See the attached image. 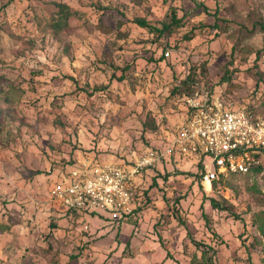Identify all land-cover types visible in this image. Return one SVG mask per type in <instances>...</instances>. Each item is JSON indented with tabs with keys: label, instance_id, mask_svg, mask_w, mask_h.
Returning a JSON list of instances; mask_svg holds the SVG:
<instances>
[{
	"label": "rangeland",
	"instance_id": "obj_1",
	"mask_svg": "<svg viewBox=\"0 0 264 264\" xmlns=\"http://www.w3.org/2000/svg\"><path fill=\"white\" fill-rule=\"evenodd\" d=\"M58 3L74 13L56 31ZM173 9L185 24L163 35L136 22H170ZM199 25L210 27L184 38ZM189 74L264 117V0H0V264H195L192 238L218 249L215 264H264V173L208 190L191 161L164 159L143 170L141 205L123 221L52 199L82 160L166 148L186 111L171 91Z\"/></svg>",
	"mask_w": 264,
	"mask_h": 264
},
{
	"label": "built area",
	"instance_id": "obj_2",
	"mask_svg": "<svg viewBox=\"0 0 264 264\" xmlns=\"http://www.w3.org/2000/svg\"><path fill=\"white\" fill-rule=\"evenodd\" d=\"M183 99L185 114L166 148H149L129 162L82 160L52 183V199L66 210L123 221L141 205L136 190L143 170L164 159L191 161L205 188L230 173H264L263 116L252 119L244 108H232L202 87Z\"/></svg>",
	"mask_w": 264,
	"mask_h": 264
},
{
	"label": "trees",
	"instance_id": "obj_3",
	"mask_svg": "<svg viewBox=\"0 0 264 264\" xmlns=\"http://www.w3.org/2000/svg\"><path fill=\"white\" fill-rule=\"evenodd\" d=\"M198 5L200 6H205L204 2H199ZM59 10H58V13H59V19L53 21L51 23V26L52 28H54L56 31L60 30L61 27H62V21H64L65 23L67 22L68 18L70 15H73V10L72 8L65 4V3H58L57 4ZM136 22L143 26V27H146L150 30V32L154 33V34H157V35H163L165 34L166 32H170L172 28L174 27H179V26H183L185 24L184 22V17H178L177 16V12L175 9L172 10L171 12V20L170 22H159V23H151V22H148L145 18H136ZM210 25H199V26H194L192 27V29L190 31H188L185 35H184V38L185 39H193L195 36L203 33L202 31H204L205 29L209 28ZM211 27H213V25H211ZM261 51L262 50H259L257 52V56H256V59H255V64H254V67L257 69L256 73L257 75H261L262 74V71L260 70V67H259V60H260V54H261ZM130 68V65L126 66L123 68V73L122 75L119 77V79H124L126 77V71ZM68 78H71V79H74L72 78L71 76H67ZM75 83H76V90H85V88H82V86H79V84L76 82V80H74ZM195 83L196 81L193 80V77L191 74H189L185 79L181 80L180 81V84L176 85L173 90L171 91V93H177V94H183V93H186L185 95H190L195 89ZM246 110V109H245ZM248 112V114L250 115V117L252 119H255L257 118L251 111L249 110H246ZM159 126L156 122V120H152V118H148L147 120H145L144 122V125H143V130L144 132H150V133H153V132H156L158 130ZM122 161H125V160H122ZM122 161H119V162H122ZM196 167V166H195ZM197 168V174H199V177L201 179V174H200V170L198 167ZM254 174L252 173H249V174H242V173H230L228 176L226 177H222L218 180H214L213 181V186H217V182H220V181H223L229 177H237V176H245V177H250V176H253ZM139 188V187H138ZM138 188H137V192H136V195L139 196L140 195V192L138 191ZM146 193V191H145ZM210 202L212 204V206L214 208H219V202L216 198H213L211 197L210 198ZM203 207V206H201ZM68 212L69 211H79V212H85L83 210H79L77 208H71V209H68L67 210ZM203 215L205 217V220H206V224L208 225V227H210V229L213 231L214 235H217L219 236V234L212 229L211 227V219L208 217V215L203 212ZM179 218V217H178ZM179 221L183 223V220L181 218H179ZM51 226L52 227H56L57 225L54 224L53 222H51ZM194 244L196 245V247L200 248L201 249V256L200 257H197V256H194L193 259H192V262H194L195 264H215V261H214V257L215 255L217 254L218 252V249L213 247L212 245H209V244H206V243H203V242H200L198 240H195L194 238H192ZM75 255H73L74 257ZM171 254H167V257H170ZM72 257V256H71ZM178 264H181L180 262H178Z\"/></svg>",
	"mask_w": 264,
	"mask_h": 264
},
{
	"label": "bare ground",
	"instance_id": "obj_4",
	"mask_svg": "<svg viewBox=\"0 0 264 264\" xmlns=\"http://www.w3.org/2000/svg\"><path fill=\"white\" fill-rule=\"evenodd\" d=\"M207 189H208V190H211V187H210V185H208V186H207Z\"/></svg>",
	"mask_w": 264,
	"mask_h": 264
}]
</instances>
